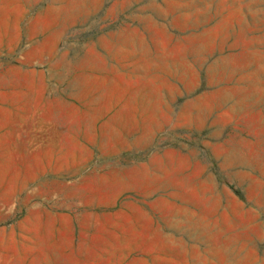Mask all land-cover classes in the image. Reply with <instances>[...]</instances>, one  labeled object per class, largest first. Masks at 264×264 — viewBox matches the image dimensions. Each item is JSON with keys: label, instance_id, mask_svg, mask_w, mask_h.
Wrapping results in <instances>:
<instances>
[{"label": "rangeland", "instance_id": "1", "mask_svg": "<svg viewBox=\"0 0 264 264\" xmlns=\"http://www.w3.org/2000/svg\"><path fill=\"white\" fill-rule=\"evenodd\" d=\"M42 256L264 264V0H0V264Z\"/></svg>", "mask_w": 264, "mask_h": 264}, {"label": "crops", "instance_id": "2", "mask_svg": "<svg viewBox=\"0 0 264 264\" xmlns=\"http://www.w3.org/2000/svg\"><path fill=\"white\" fill-rule=\"evenodd\" d=\"M8 144H9V143H8ZM24 187H25V184H21L19 188H20V190H22ZM40 264H47V256H46V257H43V256H42V257L40 258Z\"/></svg>", "mask_w": 264, "mask_h": 264}]
</instances>
